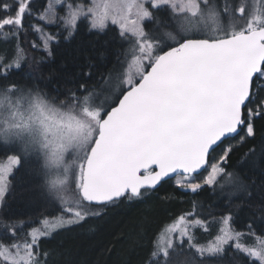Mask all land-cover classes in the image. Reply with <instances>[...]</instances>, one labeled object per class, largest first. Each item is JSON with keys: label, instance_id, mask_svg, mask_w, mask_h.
Masks as SVG:
<instances>
[{"label": "snow or ice", "instance_id": "snow-or-ice-1", "mask_svg": "<svg viewBox=\"0 0 264 264\" xmlns=\"http://www.w3.org/2000/svg\"><path fill=\"white\" fill-rule=\"evenodd\" d=\"M32 4L0 0V41H16L11 56L0 54V148L13 153L0 161V207L13 169L35 159L60 214L40 220L23 239L9 221L0 264H48L42 239L99 217L121 200L142 198L172 176L178 188L192 192L219 186L230 205L238 201L235 209L247 206L264 221V179L257 183L223 167L235 148L255 139L254 121L264 116V0H47L41 11ZM161 11L166 19L157 15ZM26 17H33L27 27L49 54L57 37L43 25L71 35L81 18L100 33L118 26L128 47L91 84L88 71L84 82L53 95L31 82V73L23 83L9 79L28 63L20 40ZM145 21L153 27L146 30ZM244 159L264 176V134ZM201 171L207 175L197 180ZM193 216L182 214L161 231L151 253L155 264H172L174 254L196 264L186 255L192 249L199 264L205 257L223 264L232 241L238 252L264 264V237L251 223L254 245L239 242L243 233L233 229L231 210L220 218L218 234L198 244L192 230L207 226Z\"/></svg>", "mask_w": 264, "mask_h": 264}, {"label": "trees", "instance_id": "trees-1", "mask_svg": "<svg viewBox=\"0 0 264 264\" xmlns=\"http://www.w3.org/2000/svg\"><path fill=\"white\" fill-rule=\"evenodd\" d=\"M46 2L47 0H33L32 7L41 11ZM157 15L166 19L168 13L161 11ZM34 22L33 17H26L27 30L20 38L28 63L20 70L13 69L9 79L23 83L28 80L25 74L31 73V82L53 95L62 94L84 82L82 74L88 71L92 73V79L89 80L91 84L100 74L106 73L116 62L118 53L128 47L115 26L109 25L105 33H100L89 30L87 21L82 19L70 37H65L63 30L58 31L56 42L50 46V54L44 53L31 45L32 41L36 42L33 31L27 26ZM144 23L145 26L152 24L150 21ZM49 29L53 32L60 28L56 26ZM15 44L14 40L9 43L0 41V54L11 56ZM254 123L255 139H248L242 147L235 148L223 167L259 183L264 179L260 169L251 167V162L244 159V153L253 144H258L264 134V116L257 117ZM228 143L232 141L224 142L225 145ZM223 147L221 145L212 155L216 156ZM11 154L13 153L0 148V161ZM9 182V190L0 207V225H6L9 221L18 225L19 238L25 236L31 227H37L43 218L51 219L60 214L58 204L48 198L42 187L44 178L38 171L35 159L22 160L10 176ZM236 203L238 201L233 199L230 205L219 186L214 189L205 185L197 192H192L178 188L169 180L142 198L121 200L115 206L108 207L99 217L89 218L51 238L42 239L39 247L41 251L50 253L48 264H155L151 253L160 232L180 215L193 211V217L209 221L220 218L231 210L234 230L249 232L248 226L251 223L252 231L258 236H264V221L258 216L253 218L252 210L247 206L235 209ZM4 217L8 220H4ZM6 230L1 229L0 240L9 239ZM204 238L205 236H201L200 240L206 241L207 238ZM184 247L187 248L186 240ZM226 250L223 264H257L231 246ZM190 251L194 253L191 258L199 264L202 258L193 249ZM203 259L204 264H217L211 257Z\"/></svg>", "mask_w": 264, "mask_h": 264}, {"label": "rangeland", "instance_id": "rangeland-1", "mask_svg": "<svg viewBox=\"0 0 264 264\" xmlns=\"http://www.w3.org/2000/svg\"><path fill=\"white\" fill-rule=\"evenodd\" d=\"M72 2L73 3H76V2H83L84 4H89L90 3V0H72ZM149 7H150V5H149ZM59 11H60V13L61 14H63V12H64V9L63 8H60L59 9ZM83 18H81L80 20H82ZM79 20V21H80ZM85 20V19H84ZM78 21V22H79ZM87 21V20H86ZM87 23H88V21H87ZM112 26H114V25H112ZM43 27L45 28V31H47V32H51L50 31V29L49 28H51V27H56V25H48V24H45V25H43ZM117 29H118V31H119V28H118V26H115ZM146 27V30H149V29H151L152 27H153V23L152 24H150V25H148V26H145ZM60 30H63V29H56V31H53V32H51L52 34H54L55 36H57V32L58 31H60ZM64 31V30H63ZM94 31H97V30H94ZM74 33V32H73ZM72 33V34H73ZM33 38L35 39V44H37L38 45V47H36V48H34V49H36V50H38V51H42V52H44V53H48V52H45V51H43V49H42V47H40L39 45H40V39H39V35L37 34V33H35V32H33ZM71 34V35H72ZM64 35H65V37H70L71 35H69L68 34V32H66V31H64ZM56 42V39L55 40H53V41H51L50 42V46H51V44L52 43H55ZM34 42L32 41L31 42V45L33 44ZM253 107H254V105H253ZM221 153V151L216 155L217 157H218V155ZM1 161H6V159H4V160H1ZM17 168V167H16ZM16 168H14L13 169V172H14V170L16 169ZM13 172L9 175V177H8V179L10 178V176L13 174ZM207 175V172L206 171H204V173H202V174H200V175H198L197 176V180H201L204 176H206ZM175 179L176 178H174L173 180H172V183L173 184H175ZM223 182V181H222ZM176 185V184H175ZM191 218H193V219H195V217H191ZM221 218V217H220ZM220 218H217V219H215V220H209V221H205L206 222V226H207V230H205V227L204 226H198V227H196V228H194L192 231H193V233H194V239H195V241L198 243V244H206L207 242H209V241H211L217 234H218V232H219V228H220ZM52 219V218H51ZM50 219V220H51ZM1 224V223H0ZM171 224V223H170ZM170 224H168V225H170ZM168 225H166L165 226V228L168 226ZM2 226V227H1ZM39 226V225H38ZM37 226V227H38ZM72 226H74V225H71V226H67V227H65V228H62V229H59V230H57L52 236H54L55 234H57V233H59V232H61L62 230H65V229H69V228H71ZM164 228V229H165ZM1 229H3V230H6V226L3 224V225H0V231H1ZM7 231V230H6ZM29 231V230H28ZM27 231V232H28ZM236 231V230H235ZM211 232H213L214 234H210ZM240 232V231H239ZM161 233V232H160ZM241 233H243V235H242V237H241V239H240V243L241 244H245V245H249V246H251V245H254L255 244V237L254 236H252L249 232H241ZM210 234V235H209ZM3 235H6V234H3ZM51 236V237H52ZM204 237L205 236V238H207V240L206 241H202V240H200V237ZM258 236V235H257ZM50 237V238H51ZM262 237H264V236H262ZM23 238H26L25 236H23L22 235V238L21 239H23ZM204 238V239H205ZM45 239H48V238H45ZM157 240V239H156ZM236 243V241H232V242H230V244L229 245H226L225 247L226 248H228L229 246H231L232 248H234L235 249V247H234V244ZM186 245H187V241H186ZM186 250H187V248H186ZM193 251L195 252V250L193 249ZM191 255L192 257L194 256V253H192L191 251H190V253L189 252H186V255ZM244 254V253H243ZM245 255V254H244ZM184 259H185V256H182V255H177V254H174L173 256H172V264H183V262H184ZM257 262V264H259V262L258 261H256Z\"/></svg>", "mask_w": 264, "mask_h": 264}, {"label": "water", "instance_id": "water-1", "mask_svg": "<svg viewBox=\"0 0 264 264\" xmlns=\"http://www.w3.org/2000/svg\"><path fill=\"white\" fill-rule=\"evenodd\" d=\"M226 141V140H225ZM204 171H201L199 174H201V173H203ZM198 174V175H199ZM175 178V176H172V177H170V178H165V180L164 181H162L161 183H163V182H165V181H169V180H172V179H174ZM161 185V184H160ZM160 185H158L157 187H156V189L160 186ZM155 189V190H156Z\"/></svg>", "mask_w": 264, "mask_h": 264}]
</instances>
